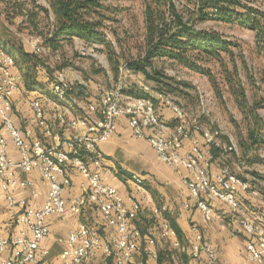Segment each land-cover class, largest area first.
Returning <instances> with one entry per match:
<instances>
[{"label":"built area","instance_id":"obj_1","mask_svg":"<svg viewBox=\"0 0 264 264\" xmlns=\"http://www.w3.org/2000/svg\"><path fill=\"white\" fill-rule=\"evenodd\" d=\"M35 42H31L33 54L38 56L44 52L50 53V49L43 46L40 39ZM123 69L120 68V76ZM22 83L14 59L0 50V189L7 205L20 209L15 224L22 227L16 235L0 237V264H40V258L49 255L46 249L41 248L49 234L47 218L52 215L65 218L68 211L78 217L87 206H92L99 212L104 226H113L114 229L107 231L103 239L96 227L78 222L77 227L68 232L64 248L55 264H85L94 252H99L111 264L133 262L143 239L142 233L134 225L141 206L130 198L131 205L126 207L118 191L103 182L100 173L102 158L97 149L99 143L109 140L119 118L126 119L132 135L145 139L163 164L177 171L187 172L184 182L190 199L202 213L204 222L215 217L212 202L217 201L230 213L238 214L243 207L241 192L255 198L258 196L247 179L240 178L225 168L213 173L210 160L198 145H193L188 152L180 154L184 141L191 132L199 134L207 145L216 144L213 135L197 124L187 127L183 110L173 104L169 96L152 92L146 84H139L138 88L150 97H134L124 93L125 85L119 80L116 86L102 92L97 105L88 104L85 116L71 117L68 108H62L55 116L62 133L55 135V143L47 146L40 139L33 138L32 130L20 132L12 121V96L21 89ZM68 89L64 72L55 71L50 83V91L56 100L52 109L55 110L56 105H64ZM160 105L168 107L178 121L171 134H166L167 126L158 113ZM29 107L36 129L44 137H52L54 124L46 118L40 99H31ZM9 140L18 151L17 162L8 155ZM222 150L224 158H227L232 152V145L223 147ZM14 169L23 173L35 171L48 183L47 196L41 207L35 208L24 199L14 198L15 189L33 187L32 181L20 180L14 176ZM70 172L79 175L82 182L79 186L80 193L66 200L64 194L72 184ZM131 180L136 187L144 190L142 179L133 175ZM36 196L34 193L33 197ZM259 204L258 212L241 222L243 232L250 237L245 245V254L253 264H264V199ZM189 207L185 204V208ZM153 212L158 214V210ZM191 229L194 233L193 243L182 245L176 241L174 247L183 254L190 251L194 259H199L203 252L207 257V264H214L215 249L204 243L196 226ZM170 232L169 224L163 221L159 235L167 238ZM146 243L152 246L154 239H149ZM149 253L154 255L153 251Z\"/></svg>","mask_w":264,"mask_h":264},{"label":"rangeland","instance_id":"obj_2","mask_svg":"<svg viewBox=\"0 0 264 264\" xmlns=\"http://www.w3.org/2000/svg\"><path fill=\"white\" fill-rule=\"evenodd\" d=\"M100 1L104 7L117 10L114 20L106 22L107 40L111 44L109 53L105 47L80 40L63 42L57 52L38 55L50 74L41 72L31 90H39L37 86L42 84L46 89L54 72L62 70L69 87L66 100L70 110L82 116L88 113V104L97 105L102 92L116 86L119 80L125 85V94L139 84L149 86L142 75L128 73L126 69L119 75L120 68L136 59L143 47V0ZM173 2L185 19L194 18L191 16L196 9L193 2ZM254 5L264 9V0H257ZM22 8L34 13L35 16H29L31 21L26 18L27 13L20 14ZM44 11H50L46 0H0V40L24 45L32 52L31 42L34 44L40 39L43 43L42 37L53 21L51 14L47 16ZM194 24L198 30L216 31L233 45L228 52L220 53L219 58H194L193 67L167 60L154 61V66L173 79L169 97L183 110L187 127L197 124L213 135L215 145L220 147L212 156L209 152L213 169L225 168L247 179L256 189L258 196L252 198L254 201L244 196L241 200L245 207L258 212L259 202L264 199V143L251 145L249 131L254 129L255 136L264 139V47L254 31L238 23L208 20ZM113 65L118 68L117 74ZM197 145L202 150L205 147ZM229 145L232 152L224 158L222 148Z\"/></svg>","mask_w":264,"mask_h":264},{"label":"crops","instance_id":"obj_3","mask_svg":"<svg viewBox=\"0 0 264 264\" xmlns=\"http://www.w3.org/2000/svg\"><path fill=\"white\" fill-rule=\"evenodd\" d=\"M43 86V84L42 87L37 86L41 91L29 92L23 83L20 91L12 96L11 117L20 132L32 130L33 138L40 139L49 146L55 143V135L62 133L55 121L56 113L67 107L70 112L69 116L81 117L82 115L74 109L70 110L68 100L63 102L64 105L57 101L60 107L56 105V109H52L56 100L50 91V86L46 89ZM33 98L40 99L46 118L54 124L52 137H44L36 129L33 113L29 107V101ZM158 113L167 126L166 134L173 133L178 121L171 110L162 106ZM197 143L204 145L202 137L191 132L188 139L184 141L180 154H185ZM97 149L102 158L100 173L103 182L118 191L126 207L131 205L130 198L141 206L134 225L142 233L143 239L131 264H207L205 253H200L199 259H194L190 251L183 254L174 247L176 241L182 245L193 243L192 226L198 228L204 243L215 249L214 264H253L247 260L245 254V245L250 237L243 232L241 222L256 212L245 207L242 200L243 207L238 214L230 213L223 204L217 201L212 202L211 206L214 209L215 217L209 222H204L202 213L195 208L184 182L187 172L185 170L177 171L163 164L145 139L132 135L125 118L116 120L115 131L107 142L99 143ZM203 150L210 160L207 147L205 146ZM7 152L15 162L19 160L18 151L11 140L8 141ZM211 170L213 173L220 171V169H213L212 164ZM13 174L20 180L33 182L32 188L15 189L13 191L14 198L16 200L24 199L35 208L41 207L47 196L48 183L41 179L35 171L23 173L19 169H14ZM69 175L72 184L69 191L64 194L66 200L80 193L79 186L82 182L81 177L76 173L70 172ZM133 175L142 179L144 190L135 186L131 180ZM34 193L37 194L36 197H33ZM242 196L252 201L255 199L248 193L241 192ZM185 204L190 207L185 208ZM154 210H158V214H154ZM19 213L20 209L7 205L4 193L0 189V237L9 238L19 232L22 227L15 224ZM80 221L96 227L103 239H105L107 231L114 229L113 226H104L99 212L92 206H87L82 215L78 217L69 211L65 218L56 215L49 216L46 221L49 234L41 245V248L46 249L49 255L41 257L40 264L56 263L59 253L64 248L68 232L75 229ZM163 221L167 222L169 226L171 223H175L179 234L170 226L169 236L162 238L159 232ZM149 239H154V245H147L146 242ZM149 251H153L154 255ZM4 254L7 255L6 252ZM86 264H111V262L107 261L99 252H94Z\"/></svg>","mask_w":264,"mask_h":264},{"label":"trees","instance_id":"obj_4","mask_svg":"<svg viewBox=\"0 0 264 264\" xmlns=\"http://www.w3.org/2000/svg\"><path fill=\"white\" fill-rule=\"evenodd\" d=\"M46 1L50 11L44 12L47 16L51 14L53 21L48 26L44 38L42 37L43 46L48 47L51 52H57L63 42L80 40L90 45L105 47L109 53L111 44L107 40L106 30L109 29L106 22L114 20L116 9L104 7L100 0ZM189 1L196 7L191 12L194 18L185 19L173 0H143V47L140 48L136 59L127 61L123 68L130 73L142 75L152 92L169 96L173 85V79L162 69H157L154 61L167 60L193 67L194 58H219L220 53L228 52L233 45L216 31L198 30L194 22L215 20L221 23H238L254 31L258 42L264 47V9L254 5L257 0ZM23 13H27L26 18L30 21L29 16H35L22 8L20 14ZM8 16L10 18V15ZM0 42V50L14 59L27 90H33L41 72L50 74L39 57L28 51L24 45H12L1 40ZM112 69L117 74L118 68L113 65ZM128 94L134 97H150L138 87ZM249 139L251 145L264 143V139L255 136L254 129L249 131ZM204 145L208 147L211 156L215 150H221L215 144ZM170 226L179 234L175 223Z\"/></svg>","mask_w":264,"mask_h":264}]
</instances>
